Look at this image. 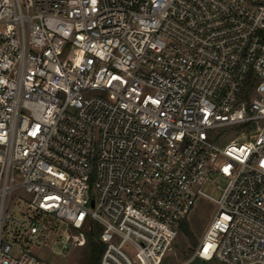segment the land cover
I'll use <instances>...</instances> for the list:
<instances>
[{
    "label": "built area",
    "instance_id": "built-area-1",
    "mask_svg": "<svg viewBox=\"0 0 264 264\" xmlns=\"http://www.w3.org/2000/svg\"><path fill=\"white\" fill-rule=\"evenodd\" d=\"M46 216L97 264H264V0H0V264Z\"/></svg>",
    "mask_w": 264,
    "mask_h": 264
},
{
    "label": "rangeland",
    "instance_id": "rangeland-1",
    "mask_svg": "<svg viewBox=\"0 0 264 264\" xmlns=\"http://www.w3.org/2000/svg\"><path fill=\"white\" fill-rule=\"evenodd\" d=\"M242 126H238L236 130H242ZM227 183V179L216 176L214 183H205L202 190L214 197L219 198L221 195V188ZM26 197H28L26 195ZM15 198V195L13 196ZM12 200L11 214L14 217L23 218L19 210V202ZM215 212V204L209 199L202 198L198 201L195 209L186 219L190 234L187 235L179 230L173 246L171 255L169 257L170 262L179 263L184 262L193 255L195 249L197 248L199 241L213 218ZM42 223L45 228L42 229L38 236V241L31 242L27 239H20V243L29 248L30 251L38 257L40 264H89L92 257H94L97 251L101 252L104 245L102 243L98 244L96 247L93 246V237L91 233L83 232L86 238L85 245H69L67 249L63 248L65 233L68 232L66 226L52 217H44ZM6 230L11 227L9 223L6 224ZM95 229L98 230L99 227L95 224ZM12 234V232L10 233ZM96 237V234H94ZM195 243H192V242ZM99 258V255H98ZM191 264H222L219 261H203L201 259L194 260Z\"/></svg>",
    "mask_w": 264,
    "mask_h": 264
},
{
    "label": "trees",
    "instance_id": "trees-1",
    "mask_svg": "<svg viewBox=\"0 0 264 264\" xmlns=\"http://www.w3.org/2000/svg\"><path fill=\"white\" fill-rule=\"evenodd\" d=\"M180 231H182L183 233L189 235L190 234V230H189V227H188V223L186 222V220H184L182 223H181V227H180ZM92 237H93V246L96 247L98 244V241L96 239V237L91 234ZM192 243H195L194 241ZM101 252L97 251L94 255V257H92L91 261L89 264H97L98 262V255H100Z\"/></svg>",
    "mask_w": 264,
    "mask_h": 264
}]
</instances>
